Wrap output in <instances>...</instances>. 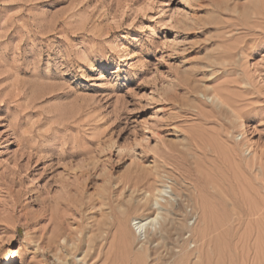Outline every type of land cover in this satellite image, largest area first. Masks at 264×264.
I'll return each mask as SVG.
<instances>
[{"label":"rangeland","instance_id":"374dc122","mask_svg":"<svg viewBox=\"0 0 264 264\" xmlns=\"http://www.w3.org/2000/svg\"><path fill=\"white\" fill-rule=\"evenodd\" d=\"M255 3L0 0V264H264Z\"/></svg>","mask_w":264,"mask_h":264},{"label":"bare ground","instance_id":"6f19581e","mask_svg":"<svg viewBox=\"0 0 264 264\" xmlns=\"http://www.w3.org/2000/svg\"><path fill=\"white\" fill-rule=\"evenodd\" d=\"M256 1V3L255 4H253V11H251L252 12V14H251V21L249 22V23H247V25H249V26H246L245 28L246 29H251V30H255L259 25L260 26H263L262 24L264 23V21H263V23H262V21L261 20H264V0H255ZM250 7V6H249ZM248 8V7H247ZM247 10V9H246ZM245 10V16L247 15V14H249L250 12V10H247L246 11ZM244 12V11H243ZM244 16V17H245ZM248 16V15H247ZM244 19V18H243ZM252 23V25H251V27H250V24ZM263 29H264V27H263ZM255 32V31H254ZM243 49V48H242ZM222 89V88H221ZM247 92V91H246ZM216 95H218V94H216ZM218 98H219V100H223L224 101V98L222 97V96H217ZM217 98V99H218ZM224 103H225V101H224ZM226 104V103H225ZM229 106V105H228ZM224 108V107H223ZM222 108V109H223ZM230 108H232L231 106H230ZM233 110H234V108H233ZM232 147V146H231ZM232 149V148H231ZM204 150V149H203ZM206 152V151H205ZM161 154H163L164 155V158H165V161H167V159H166V156H168V153H165V152H162ZM230 154H231V152H230ZM233 157V156H232ZM169 162V161H168ZM162 167H164V166H162ZM156 172V174H155V177L154 178H151V177H147V176H136L135 178H133V179H127L126 180V182H125V185H129L130 187H133L134 189H138L139 191H140V189L141 190H144L145 188H147L145 191H144V196L141 198V199H137V201L135 202V203H138L139 205H140V207H142L143 208V212L145 213L143 216L144 217H142V218H140V220L137 222V224H139V226L141 227V228H144V227H148V225H154V224H156L157 223V219H158V217L160 216L159 214L156 216V217H154V218H150L151 217V215H153L155 212H156V210H157V207H154V204L152 203V200L151 201H149L150 200V198H156V199H158L159 197H161V196H163L164 195V192H165V187H166V185L164 184V183H166L165 182V178H166V176H167V174L166 175H164L163 173L165 172V170H164V172L162 171V172H157L158 170H155ZM157 175V176H156ZM158 177V178H157ZM172 177V176H171ZM169 178H170V176H169ZM158 180V182L161 184V182L163 183V184H161V188H158V186L157 187H155V185H154V182H155V180ZM167 180V179H166ZM157 183V182H156ZM159 184V185H160ZM167 184V183H166ZM176 186V185H175ZM144 198H146V199H144ZM136 199V198H135ZM142 200H143V202H142ZM142 202V203H141ZM171 202V201H170ZM169 202V203H170ZM168 203V204H169ZM179 205V204H178ZM177 208L175 207V205H174V203H172L171 204V206H170V208H169V211H170V213H175L174 211L176 210ZM141 210V209H140ZM164 210V209H163ZM163 214V213H162ZM167 214V213H166ZM169 216V215H168ZM164 218V217H163ZM167 218V217H166ZM166 218H164V219H166ZM163 219V220H164ZM172 219V218H171ZM127 220V219H126ZM170 220V219H169ZM166 220H164V222H165ZM171 221V220H170ZM173 221V220H172ZM171 221V222H172ZM126 222V221H125ZM159 222V221H158ZM170 222V223H171ZM161 224V223H160ZM161 226H162V224H161ZM161 226H160V228H161ZM163 227V226H162ZM166 227V226H165ZM171 227V226H170ZM173 227V226H172ZM159 228V227H158ZM164 228V227H163ZM168 228V227H167ZM165 230V232H166V228L165 229H163V231ZM198 230V229H197ZM203 230V229H202ZM130 231H131V229H130ZM124 232V231H123ZM161 232V231H160ZM160 232H156L155 234H152V236H147V239H146V242L149 244V243H154V242H159L160 243V241H158L159 239H161V234H160ZM164 232V233H165ZM204 232V231H203ZM167 233V232H166ZM202 233V232H201ZM209 233V232H208ZM169 234V233H168ZM151 235V234H150ZM195 235H197V234H195ZM202 236V235H201ZM164 237V236H163ZM165 237H167L166 235H165ZM163 239V238H162ZM201 239V238H200ZM144 242H145V240H144ZM203 242V241H202ZM141 243V242H140ZM147 243H144V244H147ZM143 244V243H142ZM150 245V244H149ZM144 246V245H143ZM146 246V245H145ZM13 250H16V251H14V254H13V257L15 258V256H17L18 254H19V251L17 250V249H13ZM186 252V251H185ZM185 254H188V253H185ZM186 256V255H185ZM184 256V257H185ZM12 257V258H13ZM181 257H183V256H180V258ZM188 256H186L185 258L186 259H188L187 258ZM156 259V258H155ZM185 259V260H186ZM167 260H169V259H167ZM84 261V260H83ZM121 262V261H120ZM125 262V261H124ZM155 262V261H154ZM170 262V261H169ZM168 262V263H169ZM186 262V261H185ZM121 263H123V262H121ZM135 263V262H134ZM152 263V262H151ZM167 262H165V264H166ZM177 263V262H176ZM175 263V264H176ZM184 263V258H182V259H180V262H178L177 264H183ZM4 264H12V259H11V256H9L8 255V257H7V259H6V261H5V263Z\"/></svg>","mask_w":264,"mask_h":264}]
</instances>
